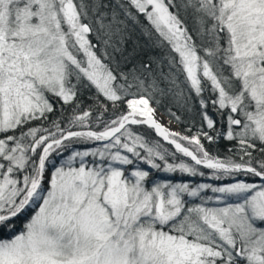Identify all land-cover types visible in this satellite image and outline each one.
<instances>
[{
    "label": "snow or ice",
    "instance_id": "obj_1",
    "mask_svg": "<svg viewBox=\"0 0 264 264\" xmlns=\"http://www.w3.org/2000/svg\"><path fill=\"white\" fill-rule=\"evenodd\" d=\"M0 264H264V0H0Z\"/></svg>",
    "mask_w": 264,
    "mask_h": 264
},
{
    "label": "bare ground",
    "instance_id": "obj_2",
    "mask_svg": "<svg viewBox=\"0 0 264 264\" xmlns=\"http://www.w3.org/2000/svg\"><path fill=\"white\" fill-rule=\"evenodd\" d=\"M162 119H163V121H164L165 123H167V119H166V118L162 117ZM173 127H175V125H173Z\"/></svg>",
    "mask_w": 264,
    "mask_h": 264
},
{
    "label": "rangeland",
    "instance_id": "obj_3",
    "mask_svg": "<svg viewBox=\"0 0 264 264\" xmlns=\"http://www.w3.org/2000/svg\"><path fill=\"white\" fill-rule=\"evenodd\" d=\"M164 118H166L167 119V117H164ZM176 127V126H175Z\"/></svg>",
    "mask_w": 264,
    "mask_h": 264
}]
</instances>
